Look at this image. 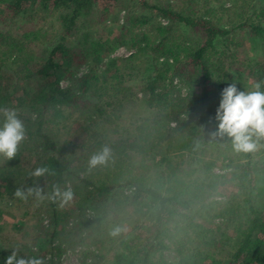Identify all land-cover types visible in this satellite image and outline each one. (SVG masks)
<instances>
[{
    "label": "trees",
    "instance_id": "trees-1",
    "mask_svg": "<svg viewBox=\"0 0 264 264\" xmlns=\"http://www.w3.org/2000/svg\"><path fill=\"white\" fill-rule=\"evenodd\" d=\"M123 1L120 22L117 0H0V73L24 81L16 99L20 108L32 111L26 116L16 112L24 124L25 139L14 159L0 158V219L1 199L10 180L12 197L17 188L36 184L48 195L54 185L62 191L67 162L66 143L57 138L59 132L75 113L91 111L100 116L105 112L92 97L113 98L141 80L149 101H157L159 108L151 129L163 136H155L157 142L150 148L139 146L140 151L156 150L165 165L157 168L148 183L140 178L116 185L81 179L83 198L96 203L101 213L93 218V225L77 228L78 234L83 231L79 240L89 239L99 250L106 248L111 253L106 264H264V204L256 199L259 185L251 165L252 151L241 152L245 159L234 163L230 176L221 178L211 172L213 162L206 159L213 140L222 138L234 149L230 137L213 135L218 131L221 102L217 90L232 76L236 47L245 43L242 33L258 43L264 38V0L243 3L229 27L219 25L213 9L199 5L198 0L171 5L164 0ZM115 14L113 24H107ZM68 38L76 44L69 45ZM30 44L38 45L39 53H33ZM121 45L134 49L127 57L128 67L120 66L117 59L99 66ZM7 62L21 69L13 71ZM83 66L88 69L81 72ZM257 68L262 82L264 64ZM170 73L173 79L187 82L186 95L174 94L173 88L171 94V89L164 90L163 81ZM65 79L66 86L62 85ZM14 93L0 82V104ZM110 101L105 104L111 105ZM2 105L11 107L10 102ZM172 119L176 126L163 131L162 124ZM253 140L264 143V137ZM177 152L193 154L197 169L182 170L167 157ZM27 157L33 158L30 169L20 164ZM41 166L55 174L32 177L31 172ZM124 185L132 187L129 193ZM226 185V198L215 199L221 193L218 188ZM59 204V198L49 199L53 232L62 220L67 225L75 216L73 209L61 212ZM117 228L120 231L113 234ZM10 255L0 246V264H6ZM18 257L38 258L23 252Z\"/></svg>",
    "mask_w": 264,
    "mask_h": 264
},
{
    "label": "rangeland",
    "instance_id": "rangeland-1",
    "mask_svg": "<svg viewBox=\"0 0 264 264\" xmlns=\"http://www.w3.org/2000/svg\"><path fill=\"white\" fill-rule=\"evenodd\" d=\"M178 1L180 0H164V3L165 5H171L170 3H178ZM249 1L251 0H198L199 5L206 4L207 8L213 9L212 13L216 14L215 20L219 25L228 27L232 26L233 18H236V12L240 11L241 5L243 3L248 4ZM262 3L264 4V1ZM116 10L117 16L115 14L107 24H113L115 16L116 20L119 19L122 22L124 16L123 0H117ZM198 10L202 11L203 8L198 7ZM159 19L165 24L168 23V19L163 17H159ZM45 27L51 32H55L53 31L54 29ZM101 33L104 34L102 29ZM241 36L244 37L245 43L241 47H236L237 51L232 62L233 68L231 69L232 76L227 81H224L220 89L217 90L219 100L222 99L221 93L223 89L233 82L237 84L239 90L245 92L254 90L253 86L260 82L258 80L260 69L257 68V64H264V38H260L258 43L249 37L245 38L244 33ZM66 41L72 46L76 44L70 38ZM37 46L32 48L35 54L39 53V46ZM132 52H134V49L121 45L109 54L103 62H100L99 66H104V62L110 59H117L120 66L128 67L127 57ZM8 67L12 68L13 71L21 69V67L11 62L8 63ZM87 69L88 66H83L81 72ZM9 72H12L11 69H9ZM2 75L0 73V82L8 85V90L11 92L15 91V93L9 95V98L4 101L7 104L10 102L11 107L2 105L5 103L0 104V128L3 127L5 122V110L22 112L25 116L32 114L30 109L26 107L20 108L16 99L22 92L24 81H16L14 75L12 77L3 75L4 78ZM171 75L172 73L168 74L166 76L168 78L163 81L162 87H164V90L171 89L169 91L171 94L173 88L174 94L186 95L189 86L187 82H183L177 77L173 79ZM140 81L131 83V85L128 84L130 89L123 93H118L113 98H107V95H104L101 99L92 97L93 101L100 102L99 106L105 112L100 116L95 115L91 111H86L82 115L75 113L70 118L67 127H63L59 132L57 138L61 142L66 143L64 156L67 162L65 173L66 187L62 191L67 188L73 189L72 192L76 190L73 199L67 204L61 206L62 202L59 199L61 212L63 210L68 212L73 209L75 213V216L69 218L67 225L62 220L58 230L53 232V216L49 207V199L40 202L32 196L25 202L15 196L12 197L10 191L13 189V181H9V189L5 190L3 200L1 199L2 211L0 219V246L7 250L8 253L12 254L15 250L17 254L21 252L27 255L32 254L37 256L38 259H42L44 264H106L111 257V253L106 248L99 250V248L90 245L89 239L86 242L79 240L83 235V231L78 234L77 228L80 226L84 228V225H93L96 215L101 213L96 203L83 198V187L80 185V180L91 178L95 181L116 185L124 183L130 178H140L148 183L154 179L157 174V168H162L165 165L161 162V153H157L156 150L140 151L139 146L144 145L150 148L149 144L157 142L154 137L159 134L151 129V120L155 115L159 114V108L155 105L157 101H149L150 95L145 93L143 89L144 83ZM68 84L69 81L67 79L62 81V85L66 86ZM161 89V86L160 88L158 87L157 92L161 91ZM261 90L264 91L262 88ZM105 100H111V105H106ZM33 116H35L34 113ZM175 126L176 120L172 119L170 122L162 124L161 129L168 132ZM158 136L160 138L163 134ZM221 139L213 140L206 154V159L213 162L211 172L220 178L223 175L230 176L234 163L244 158L241 152L234 151L226 143H222ZM105 147L110 149L108 161L103 165L90 168L89 159ZM162 153L165 154V151L163 150ZM239 154L242 155L241 158ZM251 155V165L256 176V182L259 185L256 191V199L260 205H263L264 181L262 182L260 179L264 178V143L257 144ZM167 157L178 163L179 168L182 170L197 169L196 157L193 154L177 152L168 154ZM0 158L4 157L0 156ZM32 161V157H27L20 164L22 167L30 169ZM224 179L228 180L229 177H224ZM76 183L79 184L78 188L74 186ZM34 186L44 188L38 184ZM124 187L128 190L127 193L131 191L129 189L132 187L129 185H124ZM227 187L229 188L228 185L224 188H218L221 193H219L220 195H215L214 198L225 199V195L228 192ZM44 193L48 195L46 191ZM218 220L216 219L215 222H218ZM77 223L78 225H76ZM167 254L171 256L170 251Z\"/></svg>",
    "mask_w": 264,
    "mask_h": 264
},
{
    "label": "clouds",
    "instance_id": "clouds-1",
    "mask_svg": "<svg viewBox=\"0 0 264 264\" xmlns=\"http://www.w3.org/2000/svg\"><path fill=\"white\" fill-rule=\"evenodd\" d=\"M252 91H241L235 82L223 89L221 102L217 109L216 119L218 131L213 135H227L232 139L233 147L237 152H251L257 147L253 137H264V81L256 83ZM5 122L0 128V156L12 160L16 157L20 144L25 139V128L23 122L18 118L15 110L4 111ZM110 156V149L103 148L99 153L94 154L89 159V167L95 168L105 164ZM54 175V170L47 166H41L31 172L35 178L44 175ZM15 197L22 201H27L34 196L37 201L51 199L53 202L59 198L63 204H67L73 199L74 193L71 188L63 192L58 185L53 186L50 195L44 193L43 188L32 186L28 188H17ZM120 231L119 228L113 234ZM6 264H44L42 259H25L18 257L17 251H13L6 259Z\"/></svg>",
    "mask_w": 264,
    "mask_h": 264
}]
</instances>
